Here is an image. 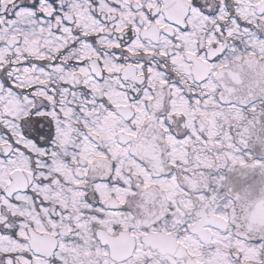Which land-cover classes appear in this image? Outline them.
Instances as JSON below:
<instances>
[{"label": "snow or ice", "instance_id": "obj_1", "mask_svg": "<svg viewBox=\"0 0 264 264\" xmlns=\"http://www.w3.org/2000/svg\"><path fill=\"white\" fill-rule=\"evenodd\" d=\"M0 264H264V0H0Z\"/></svg>", "mask_w": 264, "mask_h": 264}]
</instances>
